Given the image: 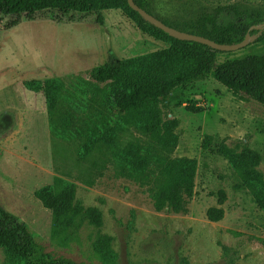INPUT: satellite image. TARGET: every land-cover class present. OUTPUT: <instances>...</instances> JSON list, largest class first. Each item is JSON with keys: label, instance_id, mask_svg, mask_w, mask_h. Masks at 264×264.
I'll return each mask as SVG.
<instances>
[{"label": "rangeland", "instance_id": "rangeland-1", "mask_svg": "<svg viewBox=\"0 0 264 264\" xmlns=\"http://www.w3.org/2000/svg\"><path fill=\"white\" fill-rule=\"evenodd\" d=\"M234 2L264 10V0H151L150 10L182 29ZM260 34L245 47L219 53L218 58L261 49ZM165 47V42L143 32L121 9L99 14L49 9L37 12L33 19L0 14V203L29 225L47 251L78 262H97L92 246L97 230L85 225L69 230L74 233L68 239L55 235L51 210L35 196L61 176L77 184L80 201L102 211V232L112 237L119 264H264V210L251 191L241 187L237 172L219 150L222 143L235 149L248 145L261 154L258 169L264 173V107L260 103L235 97L212 76L178 87L162 102L163 119L179 120V143L172 155L198 162L196 193L188 211L176 213L156 211L145 189L115 175L111 164L93 185L79 179L78 167L68 160L69 143L51 130L44 93L31 98L24 86L25 80L51 77H60L70 86L82 77L89 79L94 66ZM92 94L80 98L79 113H85ZM191 100L205 110H188ZM74 103L63 100L61 108L75 107ZM208 134L213 138L205 145ZM220 189L228 196L223 204L225 216L214 222L206 211L218 206L213 192ZM4 260L0 248V264Z\"/></svg>", "mask_w": 264, "mask_h": 264}, {"label": "trees", "instance_id": "trees-1", "mask_svg": "<svg viewBox=\"0 0 264 264\" xmlns=\"http://www.w3.org/2000/svg\"><path fill=\"white\" fill-rule=\"evenodd\" d=\"M135 2L170 26L221 43L240 42L252 25L264 22V10L234 2L181 29L153 13L151 0ZM49 9L63 14H99L103 10L121 9L143 32L167 44L162 49L94 66L88 73L89 79L82 77L70 86L60 77L25 80L24 86L44 93L51 130L69 143L65 148L72 150L68 160L78 167L79 179L93 185L111 164L115 175L134 180L145 189L156 211L187 212L196 193L198 162L196 158L172 155L179 143L176 132L179 120H164L161 104L178 87L212 76L235 97L253 99L264 107V30L250 32L261 33L258 38L261 49L220 60L218 54L223 51L170 36L146 21L128 0H0V14L16 15L17 19L22 14L33 19L37 12ZM89 92L93 94L86 103L88 108L81 114L78 112L81 99ZM63 100L75 101V107L71 104L63 111ZM186 108L196 113L205 110L194 100ZM212 138L206 135L205 145ZM219 150L237 172L241 187L248 188L264 210V173L258 169L261 154L248 145L235 149L222 143ZM76 194L77 184L61 176L35 192L52 212L55 235L68 239L69 233H74L69 230H79L85 225L97 230L92 242L97 262H78L47 251L29 225L0 203V248L5 252L2 264H119L112 237L102 232V211L96 206H86ZM213 194L218 206L209 207L206 215L216 222L225 216L223 204L228 196L224 189ZM132 214L134 218L135 212Z\"/></svg>", "mask_w": 264, "mask_h": 264}, {"label": "water", "instance_id": "water-1", "mask_svg": "<svg viewBox=\"0 0 264 264\" xmlns=\"http://www.w3.org/2000/svg\"><path fill=\"white\" fill-rule=\"evenodd\" d=\"M128 2H129V5L134 10L138 11L140 13V15L146 21L155 24V26L164 30L170 36L175 37V38L180 39V40H190V41L199 42L201 44H205V45L211 47L212 49L223 51V52L238 50V49L243 48L246 45H248L251 37L254 36V35H251V33H250L253 29H256L259 31L264 30V22H262L261 24L252 25L249 28L248 32L246 33V35L242 41L237 42V43H221V42H217V41H215L209 37H206V36H203L200 34H196V33H192V32L183 31V30H180V29L175 28L173 26H170V25L166 24L165 22H163L158 17H156L155 15L151 14L145 8L139 6L135 2V0H128ZM255 35H257V34H255Z\"/></svg>", "mask_w": 264, "mask_h": 264}, {"label": "crops", "instance_id": "crops-1", "mask_svg": "<svg viewBox=\"0 0 264 264\" xmlns=\"http://www.w3.org/2000/svg\"><path fill=\"white\" fill-rule=\"evenodd\" d=\"M26 91H28L27 89H26ZM29 92L30 93H32L31 95H29L31 98H33V96L34 95H36L38 92H34V91H31V90H29ZM6 102H5V99H4V104H5ZM7 113H10V112H7Z\"/></svg>", "mask_w": 264, "mask_h": 264}]
</instances>
